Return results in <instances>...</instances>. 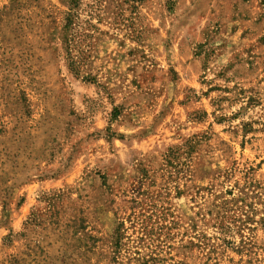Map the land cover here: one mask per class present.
Here are the masks:
<instances>
[{
	"label": "rangeland",
	"instance_id": "1",
	"mask_svg": "<svg viewBox=\"0 0 264 264\" xmlns=\"http://www.w3.org/2000/svg\"><path fill=\"white\" fill-rule=\"evenodd\" d=\"M0 264H264V0H0Z\"/></svg>",
	"mask_w": 264,
	"mask_h": 264
},
{
	"label": "trees",
	"instance_id": "2",
	"mask_svg": "<svg viewBox=\"0 0 264 264\" xmlns=\"http://www.w3.org/2000/svg\"><path fill=\"white\" fill-rule=\"evenodd\" d=\"M71 1V6L73 9H76L78 7V4H79V0H70ZM73 17H74V14H71V17H69L68 19V25H71L72 22H73ZM121 228V226H120ZM120 228L119 230H117V246L121 243V238L123 237V235L120 233Z\"/></svg>",
	"mask_w": 264,
	"mask_h": 264
}]
</instances>
